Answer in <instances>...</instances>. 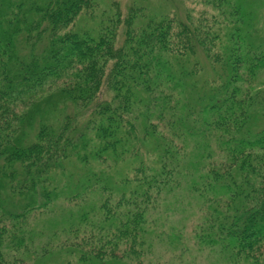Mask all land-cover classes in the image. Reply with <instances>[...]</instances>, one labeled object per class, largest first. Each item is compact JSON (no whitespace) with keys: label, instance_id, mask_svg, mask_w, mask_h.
Masks as SVG:
<instances>
[{"label":"trees","instance_id":"obj_1","mask_svg":"<svg viewBox=\"0 0 264 264\" xmlns=\"http://www.w3.org/2000/svg\"><path fill=\"white\" fill-rule=\"evenodd\" d=\"M208 3L0 0V264H264V3Z\"/></svg>","mask_w":264,"mask_h":264},{"label":"rangeland","instance_id":"obj_2","mask_svg":"<svg viewBox=\"0 0 264 264\" xmlns=\"http://www.w3.org/2000/svg\"><path fill=\"white\" fill-rule=\"evenodd\" d=\"M119 1L121 2L123 10L125 11L128 10V8L131 7L132 5H141V4L143 5V3H145L150 13H156L161 10L165 12L170 8H172L173 11L185 10L189 8L190 9L192 8L194 10L203 9V8L206 9L205 7H208L209 5L208 3L209 0H119ZM242 2L244 4H248L249 2L250 8H251L250 5H254L257 8L258 5H262V3H264V0H251V1L242 0ZM176 217H178V219L181 217L180 211L177 213ZM162 218L163 220H166V215H163ZM189 234H191V232ZM195 257L199 262V264H207V258L204 254L199 255L198 253H196Z\"/></svg>","mask_w":264,"mask_h":264}]
</instances>
